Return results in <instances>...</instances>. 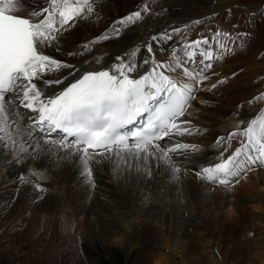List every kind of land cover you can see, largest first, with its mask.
Listing matches in <instances>:
<instances>
[{
	"label": "bare ground",
	"instance_id": "bare-ground-1",
	"mask_svg": "<svg viewBox=\"0 0 264 264\" xmlns=\"http://www.w3.org/2000/svg\"><path fill=\"white\" fill-rule=\"evenodd\" d=\"M133 1L134 0H109L105 2L104 0H93L92 6L94 9H96V11L94 10L93 13L87 19H77L74 23H72V26L67 29H72L74 26L76 27V30H72L70 33L65 34V32H67L66 30L65 32L61 33L60 39L58 41V51L55 48H49L46 52V54L54 56L62 60L63 62H66L72 67L61 68L60 71H55L49 74L46 78L55 81V79L66 76V80L64 81V84H66L73 80V68L79 69L81 72H83L85 69L98 70L103 67L106 68L114 63H117L115 57H124L126 60L132 59L130 54L135 49H137L136 53H138L139 50L142 51L141 49L144 50L142 51L144 55L142 56L141 61H139L138 56L135 57V62L138 64H143V60L145 59H148L150 61V66L151 61L153 59L156 62L169 61L172 58V49L177 45L185 44L186 40L183 39L184 37H187L188 40L191 39V37L189 36L187 25L185 24L190 22L191 26L200 25L201 19H203L202 23L208 25L209 28H212V30L219 29L221 34H228V32L226 33L221 31V24L223 23L222 20L225 21V19L223 18L227 13L224 10H226V8H231L230 5H232L233 3H212L207 6L204 5V7H199L195 0H158L161 1L160 3H152L154 0H144L143 6L147 4L148 7L153 8L151 12L152 15L147 16L146 19L144 18L146 20L144 23H141L140 20L137 21L138 23L135 22L132 25H120L118 23H115L121 19V16L131 11V3ZM112 3L114 5L111 6ZM18 6L25 7L27 10L30 11L34 6H38V0H24V3ZM261 8L262 6H237V8L235 9H237L238 11H242L243 13H247L251 16L255 15L256 13L262 12L263 8ZM140 9L142 10L143 7H141ZM148 13L150 14V12ZM110 17L114 18V21H112L111 29L113 28V26L119 29V38H115L116 34L112 31H109L108 33L106 32L110 29H107V23H99L97 20L96 23L91 21L94 18H103L105 20H108ZM148 17H150V19ZM172 29H179V32L174 36L173 40H170L167 43H164L163 41H147L148 44H152L153 55L150 53V55L145 54L146 52L148 53L146 49V45L148 44H145L144 42V38L146 36H149L148 39H151L154 34L163 33L166 31L170 32ZM75 32H78L77 35L72 37L73 33L76 34ZM104 32L108 34L109 39H97L98 37L103 36L105 34ZM100 33L104 34L100 35ZM67 34L69 37H66ZM96 35L100 36L95 39H90L84 43H79L80 41H82L83 38H86L88 36L94 37ZM62 38L63 41H61ZM222 42L225 43L226 41H224L222 38L221 43ZM139 45H145V47L137 48ZM90 46H92V51L86 52L89 51ZM126 48L128 51L125 50ZM227 48H229L228 45ZM244 50H248V48L244 47ZM244 50H242V54L240 53V56L236 55L232 58V60H240V62L244 64L243 66L238 67L239 65H236L235 67H233L234 65L232 64L231 66L230 63L229 66V61H226V57L228 60V56L230 54L228 53L224 57L225 60H223V58L221 61H215L210 67V69H208L205 73L208 76V79L200 85L199 95H197L195 99H197L198 96L201 97L202 94L210 93V91L208 92L204 88H206V86L208 84H211L212 82L213 84H216V79H218H213L211 71H214V68H216L217 66L216 72H218V68L221 66V64H226V62L228 65L224 64L225 66L222 67V70L219 71L218 76H220L221 78L224 76L225 78L227 77L233 81L229 82L227 85L218 84L215 89L222 90L223 94L224 90L226 88L228 89L231 86H235L238 88L241 87L242 90L235 96L229 93L227 95L228 97L224 99L221 96L214 95L213 99L211 98V100L209 101L210 103L208 107L204 106L206 105V102H198L199 106H204V113L200 118H197V122L200 125L207 126V128H199L197 123H195L196 117L193 110L197 111L201 107L196 106L197 104L195 103V99L190 103V108H192V110H187L186 118L190 119L189 116H192V125L200 130L199 133L193 135H185V137L174 135L171 137V140L176 143H186V141H189V139H193V144H190L197 145V147L199 146L201 150L199 152L186 153L185 155L188 156L187 159L177 158V155L174 154L173 158L177 161V166L181 168L180 173H177L175 175L170 174L166 168L158 167V162L155 161L150 162L146 170L143 164L133 163L131 167H129L127 164H122L117 167L107 159L96 157V159L100 160L101 162L91 165L92 178L88 179L87 176L84 174L83 165L78 162V154H70L71 149H60L56 146V144H41V146L36 148L34 152L31 148H29V153L31 154H18V148L20 144L19 139H17L16 146L12 147L11 149L5 148L4 141L0 140V185H5L4 183H7L8 185L9 183V186L11 188L13 187V190L9 189L4 194L0 195V226H2L4 223L9 224L13 221H16L17 218L20 219V217H23V214H27L28 212L31 214V220L33 222H36L38 217L41 218V216L48 213L50 214V211H53L52 214L55 216V218H59V220L60 218H64L63 220H66V222L68 223V227L70 228V232L73 230V226L77 224L79 231H81V233L86 234L88 238H91L93 236L95 237L96 235L99 236L101 233L110 234V236H112L111 232L118 229V236L116 239L113 240L115 242L114 246L117 247L116 249H126L128 252L126 251V253H124L123 258H121L120 256V250L115 249L113 253L124 261L130 250L132 251L137 247V237L141 235V233H145L147 231L149 232L150 230L151 232H157L162 235V237L165 239L164 241L166 242V244H168V241L176 240L175 242H173V244L170 243V247L172 248L173 252H181V254L178 255L179 257H181L179 260L180 262L193 263V261L198 260L199 258L196 255L187 257L185 256V254H182L183 249L180 248L185 247V244H183V242L180 243L178 239L175 238V234L176 237H181V235H179L180 233L178 231H175L178 228L181 229V231H184L185 233H187L186 231H189V229L185 226V222H183L180 217L181 212L186 210L187 207L191 206L192 208L194 206L196 207V209L198 208V210H196V214L199 215L203 206H205L210 201L214 204H221L223 202L221 201L223 198L231 196V194L227 195L226 190L223 189L225 187H218V185L214 183H211L212 185H215L212 186V190L207 191L208 183L204 180L197 178V176L195 175V170H199L207 164L216 160L218 148L216 146L215 139L217 137H225L230 132V128L235 129L238 125L239 121L234 122L231 116L239 111L240 113L237 116L240 118V120L242 119L244 122H247V120L243 119V117L245 116L244 113L254 112L256 108L255 104L257 102H260V100L253 101L252 98L254 97V94L264 92V74L262 76H259L261 74H258L257 70L253 71L249 69L250 67H253L254 64L250 63L248 61V58H245L247 56H244L246 54V51ZM234 52L235 45L233 53ZM69 53L78 54L69 55ZM214 55L216 57L220 55L217 53V49L215 50ZM200 60L201 58H195V61L197 62ZM197 62H194L190 66V70L200 71L202 64ZM149 65L144 66L140 69V71L143 72ZM231 67H233L234 69ZM245 68H247L248 70L246 71ZM231 71L237 72H233V74L230 75ZM249 72L250 78H248L247 75V73ZM257 75L261 78L255 77ZM63 85L53 84L50 87L46 85L41 86L46 87L49 92H53L56 89L62 87ZM236 92L238 91L236 90ZM211 93H214V89H212ZM244 96H246V98ZM210 97L207 98L209 99ZM243 97L245 102L240 103V100L238 99ZM223 101H233V103L223 104ZM262 101L264 102V100ZM218 102L219 104H217ZM221 104H223L224 106L221 107ZM237 104L241 105L238 106ZM220 108L227 109L229 111V114H225V112ZM262 109H264V103L259 106V109L253 116V118L255 116L257 117L258 115H260ZM20 115L24 116V113L20 112ZM253 118H250L248 122H250V120ZM183 119L185 118L183 117ZM247 124L248 123H244L243 125H240V127L242 128ZM38 139L39 137L37 136L36 139L30 140L29 142L35 145L36 140ZM196 139H198L197 141L199 145L195 143ZM233 140L235 141L231 142V149L234 146V143H236V140H238V137L234 138ZM59 156L60 159H58ZM138 167H140V170H136L138 169ZM143 170L145 171V173H142ZM151 172L153 176V181H149L146 179V174H150ZM36 181H38L39 187H37L35 184L33 185V182ZM244 181L245 182L241 186L243 192L237 191L233 194L234 203H238L240 205L241 202H243L244 197L242 195L244 194V192L246 194H252L255 193V191L260 190L264 193V168H254L252 171H250V174L245 177ZM91 187H94V190H92ZM161 187H164L166 189V193H168V196L162 197L160 196V194L156 195L157 197H159L158 199H160V202H158L157 205L159 207V210L161 208V211L159 212V214H157V216L159 215L160 217L159 219H156L155 215V217L153 216L154 219L140 220V222L138 221V224L134 225L132 228L130 224H127L128 220H122V225L120 227L116 224H112L113 220H111L109 226L111 227V225H113V228H110L108 230L106 229V224L104 223L103 217L107 216V210L113 212V215H115V212H119L122 208H128L126 212L127 215L121 216L127 217L130 209L129 206L127 207L128 204L134 206L135 204L139 203L140 200L148 201L147 197L150 193V190L152 191L154 188L157 189ZM142 188H145L146 190L140 193ZM44 189H46L45 193L49 192L50 190L49 197H44L42 195L44 194L42 192ZM135 191L140 193V198H137V195L133 196V193ZM146 192L148 193V195L145 194ZM167 197H170L171 199L169 203L165 201ZM179 199H184L183 205H180V203H178ZM254 201H256V199ZM251 207L253 208L252 211H256L253 213H263L264 200L262 202L252 203ZM133 208V215H136V218L142 216L145 211L149 210L148 207L145 209L141 206H138L137 208L134 206ZM172 208L175 211L173 213L171 212ZM241 209H243L242 212L244 214L245 209L243 207ZM191 210L194 212L193 209ZM191 210L189 209V212H192ZM165 211L171 212L170 218L167 220L166 224L163 222L165 219H162L161 217L162 214L165 213ZM232 211L235 210L233 208H228L227 214L229 215V213L231 212V215ZM110 214L112 215V213ZM255 214L254 218L257 219L258 222L262 225L258 226V230L264 235V215L257 216ZM248 217L251 218V216ZM156 220L160 221L156 222ZM58 222L56 220V223ZM94 224H96L98 227L97 232ZM190 226L193 229V235L200 236L201 240H203V238L208 235L213 236L214 234V232L210 230L206 219H202V222L195 221L193 224H190ZM35 230L36 229H34V231ZM67 233L69 234V232ZM57 235L59 237H62L60 231L56 234V237H58ZM98 236L95 238L98 239ZM40 238H43L41 234ZM66 240V242H68V239ZM72 241L70 242L71 244ZM211 241L204 247V249H202L204 255L208 257L209 261H211L212 264H227L228 257H217V247H215L214 244H211ZM86 243L90 246L88 247L90 251L94 255L97 254L99 257L104 256L101 255V252L107 249L108 247L107 245H101L100 242L89 243V241H86ZM166 244L164 245V248L162 250L166 248ZM66 246L68 248L70 247L67 243ZM174 246L175 248H173ZM220 246V251H222V245ZM261 247V249L263 250L259 254H262L260 258L263 259V263L261 264H264L263 242H261ZM57 248L59 249V247H56V249ZM162 250L160 251V253H157L153 257L154 263H178V261H172L171 253L169 254V252H162ZM58 253L59 252H56V254H54L55 257L52 260L55 263L57 261L58 263H60ZM102 259L104 260L106 258L103 257ZM93 261L95 260H92V262Z\"/></svg>",
	"mask_w": 264,
	"mask_h": 264
},
{
	"label": "snow or ice",
	"instance_id": "snow-or-ice-1",
	"mask_svg": "<svg viewBox=\"0 0 264 264\" xmlns=\"http://www.w3.org/2000/svg\"><path fill=\"white\" fill-rule=\"evenodd\" d=\"M23 3L0 0V140L4 147L11 149L19 139L18 154L29 153V148L34 152L41 144L71 149L70 154H78L88 179L92 178L91 165L101 162L96 157L117 167L143 164L146 170L155 161L170 174L180 173L173 155L187 159L186 153L201 150L171 140L174 135L183 137L200 131L191 121L181 119L194 99L195 85L187 81L199 85L208 79L205 73L217 58L216 48L223 53L229 43H235L231 34L217 30L211 37L177 45L169 61L153 59L143 72L140 69L150 61L136 63V51L131 52L132 59L118 56L117 63L106 68L83 72L73 68L72 82L49 93L41 85H63L64 78L53 81L46 78L48 73L72 66L46 52L49 48L58 51L61 33L77 19H87L93 13V0H38V6L30 11L18 6ZM149 11L145 4L142 11L115 23L132 25ZM111 31L119 38V29L113 26ZM178 32L172 29L151 39L167 43ZM222 38L225 43H221ZM97 39L107 40L109 36L105 33ZM146 49L153 53L151 43ZM197 56L201 58L198 62ZM194 62L202 64L199 72L189 70ZM254 100H264V93ZM24 110L30 115L21 116ZM243 124L239 121L226 137H217L216 160L195 170L197 178L230 187L254 168H264V109L241 128ZM57 132L63 133L59 140L53 136ZM37 136L35 145L29 142ZM237 136L244 139L232 150L231 141Z\"/></svg>",
	"mask_w": 264,
	"mask_h": 264
},
{
	"label": "rangeland",
	"instance_id": "rangeland-1",
	"mask_svg": "<svg viewBox=\"0 0 264 264\" xmlns=\"http://www.w3.org/2000/svg\"><path fill=\"white\" fill-rule=\"evenodd\" d=\"M96 1H98V0H96ZM104 1L106 2L109 0H104ZM143 1L144 0H134L131 3V11L129 13L134 12V11H139V9L141 7H143ZM160 2L161 1L154 0L152 3H160ZM195 2L197 3V5L199 7H204V5L207 6V5L212 4V3L213 4H217V3L218 4H223V3L228 4V2L230 4L233 3L232 5H230L231 8H226V10H224L227 13L225 14V16L223 18V19H225V21L222 20L223 23L221 24V26H222L221 31L226 32V33L228 32V34L230 33L231 37H232L233 41H235V43H229L230 44V45L228 44L229 48H227V50L223 52L224 54L221 53L220 49L217 47L216 48L217 53L220 55L216 59H214L211 62V64H213L215 61H221L225 57L226 54L230 53L228 56V60L226 57V61H229L228 64L230 63L231 66L233 64L234 65L233 67H235L236 65L237 66L239 65L238 67L243 66L244 64H242L240 62V60H234V59L232 60V58L236 55L240 56V53L242 54V50H244V47H247L248 50H244V51H246V54L244 56H247L245 58H248L249 59L248 61L250 63L254 64V66L250 67L249 69L253 70V71L257 70L258 74H261L259 76H262L264 74V0H207V1L206 0H195ZM150 4H151V2H150ZM112 5H114V4L112 3L111 6ZM237 6H242V7L262 6L263 9L261 8L262 12L256 13L255 15L250 16L247 13H243L242 11H238L237 9H235V8H237ZM136 8H139V9H136ZM149 9H150V11H149L150 14L149 13L142 14L143 19L142 18L140 19L141 23L142 22L144 23L146 21L145 19L147 16L152 15L151 12H152L153 8L149 7ZM94 10L96 11V9H94ZM140 11H142V10L140 9ZM129 13L121 16L120 18L125 17ZM148 18L150 19V17H148ZM96 20L99 23H103V22L107 23L108 24L107 29H109V28L110 29L109 30L106 29L107 31L106 30L105 31L107 33L109 31H111L112 21H114L113 17H110L108 20H105L103 18H101V19L100 18H94L91 21L96 23L97 22ZM117 20H118V18H117ZM141 20H143V21H141ZM202 20L203 19H201L200 25L191 26L190 22L185 24V25H187L189 36L191 37V39H189V40H195V39H198L199 37H202V36H212L213 33H216L217 30H219V29L212 30V28H209L208 25L203 24ZM146 25H147V23H146ZM70 29L67 30V32L64 31L65 34L70 33L72 30H76V27L73 26V28L71 30ZM78 30H79V28H78ZM106 32H104V33H106ZM75 33L76 34L73 33L74 35L72 34V37L77 35L78 32H75ZM104 33H100V35L101 34L103 35ZM100 35H96L94 37L88 36L86 38H83L82 41H80L79 43H84L90 39H95ZM154 35H156V34H154ZM66 37H69L68 34ZM72 37H70V38H72ZM148 37L146 36L145 37L146 39L144 38L145 44L146 43L148 44V42L152 41V39H148ZM189 40L187 39L186 43ZM61 41H63V38L61 39ZM79 43H77V44H79ZM213 43H215V41H213ZM234 45H235V52L233 53ZM139 47L144 48L145 45H142V46L139 45L137 48H139ZM72 48H74V47H72ZM91 48H92V46H90L89 51H86V52H91L92 51ZM125 50H127V48ZM136 50L137 49H135L134 51H136ZM141 50L144 51L143 49H141ZM142 51L139 50V52L136 53V56H138L139 61H141L142 56L144 55V53ZM145 54H149V53L146 52ZM223 60H225V58ZM224 64L225 63L221 64V66L218 68L219 69L218 72H216L217 66H216V68H214V71H211L213 79L218 78V79H216L217 82H215L216 84H213V82H212L211 84H208L206 86V88H204L206 91H208V92L210 91V93L209 94L208 93L202 94L201 97L198 96V98L195 99V103L197 104L196 106H199L198 102L203 103V101H204V102H206V105H204V106L208 107V105L210 103L209 101L211 100V98L213 99L214 95L221 96L224 99V98L228 97L227 95L229 93H231L232 95L235 96V95H237V93L241 92V90H242L241 87L238 88L235 86H231L228 89L226 88L224 90V94H223L222 90H216L215 89L216 87L215 88L212 87V85L217 86L218 84H221V85L226 84L227 85L229 82L233 81L227 77L225 78L223 76L221 78L220 76H218L219 71L222 70V67H224L227 64V62L225 65ZM230 64H229V66H230ZM217 65H218V63H217ZM233 67H231V68H233ZM208 69H210V68H208ZM245 70L247 71L248 69L245 68ZM233 72L235 73L237 71H231L230 75H232ZM247 75H248V78H250L249 77L250 72L247 73ZM259 76L257 75L255 77L261 78ZM212 89H214L213 94L211 93ZM236 90L238 92H236ZM211 94H212V96H211ZM258 94H260V93H258ZM258 94H254V97H256ZM208 95H210L211 97ZM207 97H210V98L208 99ZM244 97L246 98V96H244ZM244 97L238 99V100H240V103L245 102ZM254 97L252 98L253 101H254ZM222 103L223 104L224 103L225 104H232L233 101H228V102L223 101ZM263 103L264 102L262 100H260V102H257L255 104V107H256L255 111L250 112V113L245 112L244 113L245 116L243 117V119L248 121L251 116H254L256 114L257 110L259 109V106H261ZM217 104H219V102ZM223 104H221V107L224 106ZM237 105L240 106L241 104H237ZM204 106H202V105L199 106L202 108V109L199 108L200 111L199 110H197V111L193 110V112L195 113V117H196L195 123H197L199 128H202V127L207 128V126L200 125L197 122V118H200L204 113V111H203ZM220 109L223 110L225 112V114H229V111L227 109H223V108H220ZM191 110H192V108H191ZM239 113L240 112L238 111L237 113H235L234 115L231 116V118H233L232 120H234V122L243 121L242 119L240 120V118L237 116ZM198 114H199V116H198ZM189 117H190V119H188V118L187 119L189 121H193L192 116H189ZM232 130H234V129H231V128L229 129V131H232ZM186 138H189V137H186ZM192 140L193 139H189V141H186V143H192L193 144L194 140L193 141ZM197 140L198 139H196V142H195L196 144H198ZM233 141H235V140H233ZM215 143H216V141H215ZM58 159H60V156ZM139 168L140 167H138V169H136V170H140ZM30 173H31V171H30ZM142 173H145V171L143 170ZM248 174H250V172H248L246 175H242L239 179V183L233 184L230 187L223 188L224 190H226L227 195L231 194V196H228L227 198H223L221 200V201H223L221 204H214L210 201L205 206H203L199 215L196 214L197 213L196 210H198V208L196 209V207L193 206L195 204L192 205L193 206L192 208H191V206L187 207L190 210L193 209L194 212L192 210H191L192 212H189V209H187V208H186V210H184L185 212L184 211L181 212L180 217H181L182 221L185 222V226L189 229V231H186L187 233H185L184 231H181V229L178 228L175 232L178 231L180 233L179 235H181V237L180 236L176 237V234H175V238H177L180 243L183 242V244H185V247L180 248V249H183L182 254H185V256H187V257H190L192 255H196L199 258L198 260L193 261V263L192 262L182 263L179 261L181 257H179L178 255H180L181 252L180 253L176 252V251L173 252L172 248L170 247V245L173 244V242H175L176 240L168 241V244H166V242L164 241L165 239L162 237V235H160L157 232L156 233L151 232V230L149 232L147 231L145 233H141V235H139L137 237V239H138L137 247L135 249H133L132 251L130 250V252L127 254V257L124 261L121 258H123V255H124V253H126L127 250L126 249L121 250L119 248L116 249L117 247L114 246L115 242L113 241L118 236V234H117L118 229L111 232L112 236H110V234L101 233L99 236L98 235L95 236V237L98 236V239L95 238L94 236L91 238H88L86 236V234L81 233V231H79L77 224H75L73 226V228H72L73 230L70 232V230H69L70 228L68 227V223L66 222V220H63L64 218H60V220H59V218L58 219L55 218V216L52 214L53 211H50V214L48 213V214L41 216L42 219L40 217H38L36 222H33L31 220V216H30L31 214L28 212L27 214L26 213L23 214V217H20V219L17 218L16 221H13L9 224L4 223L2 226H0V264H53V263L54 264H156L153 262V260H154L153 257L157 253H160V251L164 248L165 244H166V248L164 249L165 251L162 250V252H169V254L170 253L172 254V261H178V263L176 262L173 264H212V262L209 261L208 257L206 255H204V252L202 251V249H204V247L208 243H210L211 240H212L211 244H214V246L217 247L216 248L217 249V251H216L217 257H219V258L220 257L222 258L223 256L228 257V263L227 264H261V263H263V259L260 258V256H262V254L260 255L259 253L263 250V249H261L262 248L261 242L264 243V235H263V233H260V231L258 230V226H262V225L258 222L257 219L254 218L255 213H253V212H256V211H252L253 208L251 207V205L254 202H262L264 200V193L260 190L255 191V193H252V194L251 193L246 194L244 192V194L242 195L244 198H243V202H241V205L238 203H234V199H233L234 198L233 194L235 192H237V191L241 192L242 191L241 186L245 182L244 181L245 177H247ZM146 176H147V178H146L147 180L153 181L152 172L150 174H146ZM207 183H208L207 184L208 185L207 191H211L212 186H215V185H212L209 182H207ZM4 184L5 185H0V195L7 192V190L13 188V187L11 188L9 186V183H8V185H7V183H4ZM34 184L36 186L39 185L38 181L33 182V185ZM218 187H220V186H218ZM91 188H92V190H94V187H91ZM145 190H146L145 188H142L140 193L144 192ZM38 191H40V190H38ZM42 192L44 193V194H42L44 197L50 196V190H49V192L45 193L46 189H44ZM140 193L135 191L133 193V196L137 195V198H140ZM145 194L148 195L147 192ZM158 194H160V196H162V197L168 196V193H166V189L164 187L157 188V189L154 188L152 191L150 190V193L147 197L148 201H141L140 200L139 203L134 205L136 208L138 206L144 207L145 209L147 207L149 208L148 211H145L143 213V215L138 217V218H136V215H133V212H134L133 207L134 206L131 204L127 205V207L128 206L130 207L127 217H121V216L127 215L126 212H127L128 208H122L119 212H115V215H113V212L107 210V216L103 217L104 223L106 224V229L108 230L110 228H113V225H111V227L109 226L111 223V220H113L112 224H114V225L116 224L119 227L122 225V220H128L127 224H130L131 228H132L134 225L138 224V221L140 222V220L154 219L153 216L155 217V215H156V219H159L160 217H159V215L157 216V214H159V212L161 211V208L159 210V207L157 206L158 202H160V199H158L159 197L156 196ZM255 199H256V201H254ZM170 200H171L170 197L169 198L167 197L165 199V201H167V203H169ZM179 200H180V202H179ZM179 200H178V203H180V205H183L184 199H179ZM242 207L245 209V213H244L245 217H244V214L242 212L243 209H241ZM228 208H230V209L233 208L236 211L237 215H236L235 211H232L231 215H230V213H231L230 212L228 215L227 214ZM171 212L172 213L175 212L173 208H172ZM171 212L165 211V213L162 214L161 217H162V219H165L163 221L165 224L167 223V220L170 218ZM110 213H112L113 216ZM151 214H153V215H151ZM255 215H257V216L258 215H264V212L263 213L259 212V214H255ZM248 216H251V218H249ZM202 219H206V222L209 225L210 230H212L214 232L213 236L208 235L205 238H203V240H201L200 236H194L193 235V229L190 226V224H193L195 221H198V222L201 221L202 222ZM56 220H57V222L59 221L58 222L59 225H58V223H56ZM159 221L160 220H158V221L156 220V222H159ZM14 222H15V224H14ZM189 222H191V223H189ZM57 225L59 228L57 227ZM94 225H95V229L97 232L98 227L96 224H94ZM33 228L36 230L34 231ZM63 228H67V229H63ZM56 230L58 232L59 231L61 232L62 237H59L58 235H57L58 237H56V234L58 233ZM263 230H264V228H263ZM67 232H69V234ZM40 234L43 238H40ZM68 235L71 238H69ZM66 239H68L69 243L66 242L67 241ZM72 239H73V241H72ZM71 241H72V244L70 243ZM86 241H89V243L100 242L101 245H107L108 246L107 249H105L104 251L101 252V255L102 256L104 255L103 257H105L106 259L103 260L102 259L103 257H99L97 254L94 255L90 251V249L88 248L90 246L87 245ZM61 242H62V244H61ZM66 243L69 244V246L71 248L70 247L68 248L66 246ZM186 245H187V247H186ZM220 245H222V251H220V249H221ZM56 247H59V249L58 248L56 249ZM173 248H175V246ZM115 249L121 251V254H120L121 258H119L116 254L113 253V251ZM218 250H219V253H218ZM56 252H59L58 258H59L60 263H58V261L56 263L52 261L55 257L54 254H56ZM92 260H95V261H93L94 263L92 262Z\"/></svg>",
	"mask_w": 264,
	"mask_h": 264
}]
</instances>
